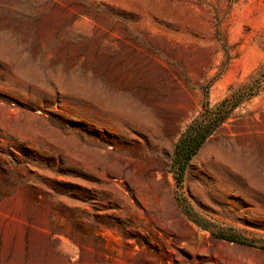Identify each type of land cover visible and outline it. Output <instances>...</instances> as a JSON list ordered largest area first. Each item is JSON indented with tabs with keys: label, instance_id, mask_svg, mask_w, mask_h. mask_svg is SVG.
Masks as SVG:
<instances>
[{
	"label": "rangeland",
	"instance_id": "rangeland-1",
	"mask_svg": "<svg viewBox=\"0 0 264 264\" xmlns=\"http://www.w3.org/2000/svg\"><path fill=\"white\" fill-rule=\"evenodd\" d=\"M253 82L178 183L183 130ZM262 247L264 0H0V264H264Z\"/></svg>",
	"mask_w": 264,
	"mask_h": 264
},
{
	"label": "trees",
	"instance_id": "trees-1",
	"mask_svg": "<svg viewBox=\"0 0 264 264\" xmlns=\"http://www.w3.org/2000/svg\"><path fill=\"white\" fill-rule=\"evenodd\" d=\"M260 85V82H253L247 86L244 95L233 92L230 96L224 97L212 107L206 102L203 104L202 111L189 122L175 143L173 162L179 165L178 183L182 180L186 164L205 139L228 118L234 108L240 104L239 102L256 94L261 88ZM215 235L235 243L249 244L243 238L232 237L221 232L215 233ZM261 249L264 250V247Z\"/></svg>",
	"mask_w": 264,
	"mask_h": 264
}]
</instances>
